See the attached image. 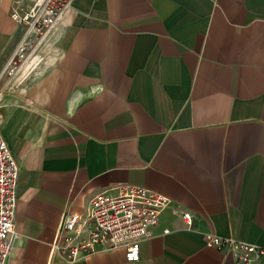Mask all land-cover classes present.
Instances as JSON below:
<instances>
[{
    "label": "crops",
    "instance_id": "0c3cea01",
    "mask_svg": "<svg viewBox=\"0 0 264 264\" xmlns=\"http://www.w3.org/2000/svg\"><path fill=\"white\" fill-rule=\"evenodd\" d=\"M30 5L0 0V73ZM37 53L0 79L19 166L6 264H234L207 233L264 248V0H73ZM130 185L170 199L140 260L52 250L65 213Z\"/></svg>",
    "mask_w": 264,
    "mask_h": 264
},
{
    "label": "built area",
    "instance_id": "2783aa9c",
    "mask_svg": "<svg viewBox=\"0 0 264 264\" xmlns=\"http://www.w3.org/2000/svg\"><path fill=\"white\" fill-rule=\"evenodd\" d=\"M72 1L31 0L25 13H13L25 30L0 79L19 75L25 65L28 76L40 61L37 51L45 36ZM18 176V163L0 131V264L7 263L13 247ZM169 204L166 195L139 185L123 187L117 194L98 193L86 216L71 211L63 215L52 250L70 261L100 249L124 250L127 261H138L142 241L153 235V227ZM182 217L188 226L193 225L191 213L184 211ZM75 237H79L77 242L72 241ZM205 238L208 246L231 254L234 264H259L264 255L263 247L233 237L207 233Z\"/></svg>",
    "mask_w": 264,
    "mask_h": 264
},
{
    "label": "bare ground",
    "instance_id": "6f19581e",
    "mask_svg": "<svg viewBox=\"0 0 264 264\" xmlns=\"http://www.w3.org/2000/svg\"><path fill=\"white\" fill-rule=\"evenodd\" d=\"M26 70H27V65H25V66L23 67L22 71L19 73L21 79H23V77L26 76V75H25V74H26ZM19 75H18V76H19Z\"/></svg>",
    "mask_w": 264,
    "mask_h": 264
}]
</instances>
